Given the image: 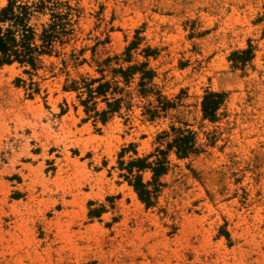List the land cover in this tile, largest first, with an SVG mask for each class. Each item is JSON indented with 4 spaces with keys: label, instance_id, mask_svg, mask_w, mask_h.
<instances>
[{
    "label": "rangeland",
    "instance_id": "1",
    "mask_svg": "<svg viewBox=\"0 0 264 264\" xmlns=\"http://www.w3.org/2000/svg\"><path fill=\"white\" fill-rule=\"evenodd\" d=\"M57 2L51 51L0 62V264H264V0Z\"/></svg>",
    "mask_w": 264,
    "mask_h": 264
},
{
    "label": "trees",
    "instance_id": "2",
    "mask_svg": "<svg viewBox=\"0 0 264 264\" xmlns=\"http://www.w3.org/2000/svg\"><path fill=\"white\" fill-rule=\"evenodd\" d=\"M58 0H37L33 3H19L17 0H9L0 12V62L12 63L19 61L36 65L39 55L51 51L54 42L59 38L56 32L57 20L65 18L64 14L52 12L54 20L49 26H44L42 33L37 32V27L31 24L33 17L37 13L44 12L50 8L55 10ZM52 5V6H49ZM39 40L41 42H39ZM225 101V93L208 92L203 101L205 116L210 119L217 117L219 108ZM174 136L167 142L168 149H176L180 157L200 151L196 133L192 130L173 128ZM169 132L163 134L161 139L170 137ZM157 159L148 162V158H140V169L152 167L155 175H159L166 168V155L168 150L157 149ZM155 163V164H154ZM135 185L140 192V196L148 203H152L153 190L149 189L142 176H137Z\"/></svg>",
    "mask_w": 264,
    "mask_h": 264
}]
</instances>
